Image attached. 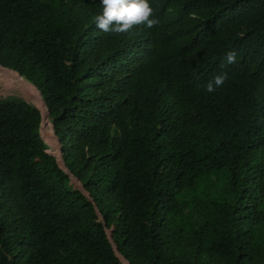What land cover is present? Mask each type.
Returning <instances> with one entry per match:
<instances>
[{
    "label": "trees",
    "instance_id": "trees-1",
    "mask_svg": "<svg viewBox=\"0 0 264 264\" xmlns=\"http://www.w3.org/2000/svg\"><path fill=\"white\" fill-rule=\"evenodd\" d=\"M150 4L116 35L101 0H0V73L63 161L0 99V264H264V0Z\"/></svg>",
    "mask_w": 264,
    "mask_h": 264
},
{
    "label": "clouds",
    "instance_id": "clouds-1",
    "mask_svg": "<svg viewBox=\"0 0 264 264\" xmlns=\"http://www.w3.org/2000/svg\"><path fill=\"white\" fill-rule=\"evenodd\" d=\"M102 14L96 15V26L104 33L126 34L133 31L137 26L143 25L152 29L160 24L154 15V9L150 0H101ZM238 53L229 51L221 64L222 69L233 65L237 61ZM229 80L227 70H222L204 85L208 93H214L222 88Z\"/></svg>",
    "mask_w": 264,
    "mask_h": 264
},
{
    "label": "rangeland",
    "instance_id": "rangeland-1",
    "mask_svg": "<svg viewBox=\"0 0 264 264\" xmlns=\"http://www.w3.org/2000/svg\"><path fill=\"white\" fill-rule=\"evenodd\" d=\"M14 75L17 76L16 74ZM18 78L11 79L10 76L8 77L5 74L1 75L0 73V99H4L7 97H11V96L22 97L29 102H33L41 110L43 117H46V114H47L46 108L44 106L42 99L40 98V95L37 93V91L33 87L27 85L23 80H20ZM22 84H24L28 88V90L33 91L35 93V96H37L38 98L25 92L22 89ZM50 127L51 126L48 123V120L43 118L41 134L44 137L45 142L50 147V150L48 151V153L55 157L60 158V162L61 164H63V161L61 159V149L59 146L58 139L56 138L55 134H53V131ZM73 183H76L74 179H73Z\"/></svg>",
    "mask_w": 264,
    "mask_h": 264
},
{
    "label": "water",
    "instance_id": "water-1",
    "mask_svg": "<svg viewBox=\"0 0 264 264\" xmlns=\"http://www.w3.org/2000/svg\"><path fill=\"white\" fill-rule=\"evenodd\" d=\"M1 69H3V68H1ZM3 70H5V69H3ZM5 71H7V72H10V71H8V70H5ZM10 73H12V72H10ZM18 77H19V79L20 80H23L19 75H17ZM44 103V102H43ZM44 106H45V108H46V105L44 104ZM46 117H43V118H45L46 120H48V116H49V113H48V111L46 110ZM49 123V122H48ZM57 138V137H56ZM58 139V138H57ZM59 142V141H58ZM61 157H62V151H61ZM65 165V164H64ZM74 180H75V182H76V186H79V184H78V180L77 179H75L74 178ZM110 239L113 241V233H112V231H111V234H110ZM118 250V249H117ZM127 264H130L128 261H127Z\"/></svg>",
    "mask_w": 264,
    "mask_h": 264
}]
</instances>
